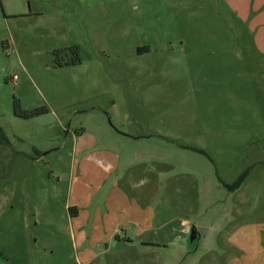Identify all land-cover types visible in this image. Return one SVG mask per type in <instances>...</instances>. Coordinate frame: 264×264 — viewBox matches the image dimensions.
<instances>
[{"label": "rangeland", "instance_id": "1", "mask_svg": "<svg viewBox=\"0 0 264 264\" xmlns=\"http://www.w3.org/2000/svg\"><path fill=\"white\" fill-rule=\"evenodd\" d=\"M240 246L264 261V0H0V264Z\"/></svg>", "mask_w": 264, "mask_h": 264}, {"label": "crops", "instance_id": "2", "mask_svg": "<svg viewBox=\"0 0 264 264\" xmlns=\"http://www.w3.org/2000/svg\"><path fill=\"white\" fill-rule=\"evenodd\" d=\"M261 6H262V4L260 6H258V8L256 7V5L254 6L253 13L255 14V16H254L253 22L259 16H261L260 14H262V12H263ZM257 23L261 24L260 21H258ZM114 169L115 168L113 167V170ZM79 205L80 204H76V205L73 204V206L71 207L72 211L70 213L73 214V212H74V216L72 215V217H76V219L80 218L81 214L84 213L83 212L84 207H79ZM119 205H121V204H119ZM123 205H125V204H123ZM145 206H146V204H145ZM130 210H129V212H130ZM142 212L145 213L146 209H145V211H141V213L139 212V218L138 219H133V220L131 219L130 222H132L134 225L136 224L137 226L139 224H141V222H143L144 225H146L145 224L146 218H145V216L142 218ZM141 228H142V224H141ZM81 233L82 232L80 231L79 234H81ZM231 251H227V250L225 251V253L227 254L225 257H229L228 260L225 261L226 264H264V261L259 262L258 257L256 255H254L253 251H250L249 249L241 248V246H240L236 250H231Z\"/></svg>", "mask_w": 264, "mask_h": 264}, {"label": "trees", "instance_id": "3", "mask_svg": "<svg viewBox=\"0 0 264 264\" xmlns=\"http://www.w3.org/2000/svg\"><path fill=\"white\" fill-rule=\"evenodd\" d=\"M78 62H80V57L78 56L77 57V60L75 61V62H72V63H61V62H59L60 64V66H63V65H66V64H73V63H78ZM15 112L17 113V115H19V114H21V115H23L25 118H27V117H30L29 116V114L31 115L32 114V112H29V114H27V112H22L21 110H20V108H19V106L18 107H16V110H15ZM37 112V111H36ZM248 174H249V171L247 170V171H245V172H243L240 176H239V178L236 180V182H234L232 185H225L227 188H229V189H231V190H237V189H239L241 186H242V184H243V182L245 181V179H246V177L248 176ZM72 211V208H70V212Z\"/></svg>", "mask_w": 264, "mask_h": 264}, {"label": "water", "instance_id": "4", "mask_svg": "<svg viewBox=\"0 0 264 264\" xmlns=\"http://www.w3.org/2000/svg\"><path fill=\"white\" fill-rule=\"evenodd\" d=\"M197 239V232L195 229L192 230L190 241L194 242Z\"/></svg>", "mask_w": 264, "mask_h": 264}]
</instances>
